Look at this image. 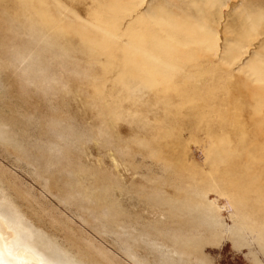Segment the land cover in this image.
Listing matches in <instances>:
<instances>
[{
	"label": "rangeland",
	"instance_id": "rangeland-1",
	"mask_svg": "<svg viewBox=\"0 0 264 264\" xmlns=\"http://www.w3.org/2000/svg\"><path fill=\"white\" fill-rule=\"evenodd\" d=\"M205 1L0 0V213L48 257L264 264V0Z\"/></svg>",
	"mask_w": 264,
	"mask_h": 264
},
{
	"label": "bare ground",
	"instance_id": "bare-ground-1",
	"mask_svg": "<svg viewBox=\"0 0 264 264\" xmlns=\"http://www.w3.org/2000/svg\"><path fill=\"white\" fill-rule=\"evenodd\" d=\"M205 2H207V0ZM185 8H186V6H185ZM188 10H190V9H188ZM191 11H190V13H191ZM195 13H197V11ZM192 14L194 15V13H192ZM194 18H195V16H194ZM159 31H161V30L159 29ZM4 213H5V211H4ZM4 213H3V215H4ZM6 213H9V212H6ZM3 215L0 213V264H73L69 261L65 262L62 260L61 261L57 260L56 258L52 259L54 252L51 253V255L52 254L53 255H52V258H50L47 256L48 254L46 255L43 252L39 251L35 246L31 245L30 243H28L26 241L25 237L23 236V232L18 230L16 227H13L10 225L9 222L12 220H10L9 217L11 218V216L8 217L7 215H9V214H7V215L5 214L6 217H8L6 219V217ZM12 217H14V215ZM8 219L10 220L9 222H8ZM13 221H16V220H13ZM18 223H19V221H18ZM22 228H20V229H22ZM40 248H42V247H40ZM45 251L49 252L50 250L48 251L46 249ZM49 256H50V253H49ZM58 257H59V255H58ZM75 261H77V260H75ZM81 263H79V264H81Z\"/></svg>",
	"mask_w": 264,
	"mask_h": 264
}]
</instances>
